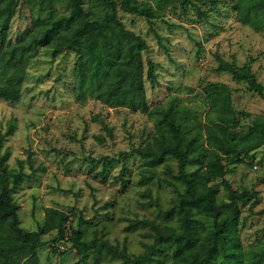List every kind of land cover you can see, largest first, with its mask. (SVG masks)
<instances>
[{"label": "rangeland", "instance_id": "374dc122", "mask_svg": "<svg viewBox=\"0 0 264 264\" xmlns=\"http://www.w3.org/2000/svg\"><path fill=\"white\" fill-rule=\"evenodd\" d=\"M234 1L190 0L184 7L175 1L157 9L152 26L165 46L157 42L144 16L118 9L125 26L148 42L142 51L145 68L148 59L156 63V82L145 78V95L157 110L154 114L94 98L86 87L95 72L104 71V64L70 50L53 57L48 48L39 47L27 60L17 58L9 72L0 65V83L20 86L18 100L0 98V151L8 152L6 172L0 167V189L4 174L10 185L16 180L11 198L19 205L23 229H36L44 207L53 206L68 213L67 228L84 220V241L102 239L129 256L142 253L152 236L141 220L174 221L165 211L183 189L174 177L175 157L166 155L163 162L149 166L134 150L151 139L159 112L174 104L186 106L192 113L190 125L203 132L206 116L213 112L202 86L223 81L233 88L234 108L248 112L241 116L240 128L250 124L264 128V98L246 90L245 82L234 81L229 72L215 70L218 56L234 57L237 64L252 56V71L264 84V28L240 21ZM51 5L52 11L20 1L11 20L10 40L39 31L43 18L68 13L71 0H52ZM84 7L102 13L89 0ZM240 156L241 162L226 164L224 178L236 189L258 191L252 205L241 207L238 224L249 249L264 238V143L249 150L247 157L242 152ZM187 170L190 182H205L199 163L187 165ZM41 237L43 243L36 250L39 264H81L71 241L59 239L55 229ZM86 258L88 264H125L107 251L95 256L89 249ZM153 262L170 264V253L155 250Z\"/></svg>", "mask_w": 264, "mask_h": 264}, {"label": "trees", "instance_id": "16d2710c", "mask_svg": "<svg viewBox=\"0 0 264 264\" xmlns=\"http://www.w3.org/2000/svg\"><path fill=\"white\" fill-rule=\"evenodd\" d=\"M20 1L39 3L52 11V0H0V65L5 70L11 71L17 58L27 60L39 47L48 48L53 57L60 50H70L80 58L104 64V71L95 72L86 87L94 98L109 106H127L147 114L157 112L145 95V78L152 84L156 82V63L148 59L145 68L142 51L148 42L125 26L118 9L144 16L157 42L165 46L152 26V18L157 9L168 3L177 1L184 7L190 0H155L154 4L146 0H89L93 6L102 8V13L85 9V0H71L68 13L41 19L39 31L12 42L8 33ZM232 7L243 23L264 28V0H235ZM217 59L216 71L229 72L234 81L245 82L246 90L264 98V84L251 68L254 57L248 56L242 64H237L234 57ZM202 91L213 112L206 116L203 132L190 125L192 113L188 107L174 104L159 112L151 139L134 147L149 166L163 162L166 155L175 157L178 170L174 177L183 184L165 211L166 218H175L174 221L141 220L151 229L152 242L146 250L129 256L106 240L84 241V220L79 219L76 225L67 228L68 213L53 206L44 207L43 221L36 229H23L18 221L19 205L11 198L17 182L14 180L10 185L4 174L0 189V264H39L36 250L43 243L41 236L53 229L59 239L71 241L81 264H88L89 249L95 256L102 251L110 252L125 264H155V250L169 252L170 264H264V238L260 245L246 249L238 226L241 207L252 205L258 199V191L236 189L224 178L226 164L241 162L244 159L241 152L247 157L249 150L264 143V128L256 124L240 128L241 116L248 112L234 108L233 88L228 83L208 81ZM19 97V85L0 83V98L16 101ZM2 140L0 135V148ZM7 157V151H0L4 173ZM192 163L202 166L204 183L188 180L187 165ZM216 179L219 181L215 182ZM169 182L176 184L174 180ZM261 212L264 214V209Z\"/></svg>", "mask_w": 264, "mask_h": 264}]
</instances>
